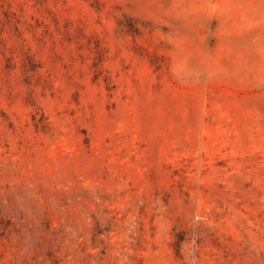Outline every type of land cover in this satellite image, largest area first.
<instances>
[{
  "label": "rangeland",
  "instance_id": "obj_1",
  "mask_svg": "<svg viewBox=\"0 0 264 264\" xmlns=\"http://www.w3.org/2000/svg\"><path fill=\"white\" fill-rule=\"evenodd\" d=\"M0 264H264V0H0Z\"/></svg>",
  "mask_w": 264,
  "mask_h": 264
}]
</instances>
